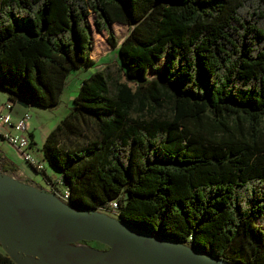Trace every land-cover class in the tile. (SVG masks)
<instances>
[{"label":"trees","instance_id":"trees-1","mask_svg":"<svg viewBox=\"0 0 264 264\" xmlns=\"http://www.w3.org/2000/svg\"><path fill=\"white\" fill-rule=\"evenodd\" d=\"M91 15L113 47L112 24L132 30L118 74L84 78L42 146L68 201H116L138 229L264 264V0H0L9 101L62 102L96 64ZM0 264H17L1 245Z\"/></svg>","mask_w":264,"mask_h":264},{"label":"water","instance_id":"water-1","mask_svg":"<svg viewBox=\"0 0 264 264\" xmlns=\"http://www.w3.org/2000/svg\"><path fill=\"white\" fill-rule=\"evenodd\" d=\"M17 104L26 109L30 105L22 99ZM14 198L22 201L21 207H15ZM79 216H84V221H79ZM115 231L121 233L123 252L113 242L111 235ZM47 232L58 240L47 239ZM148 238H156L160 244L152 246ZM91 240L107 242L111 250L102 252L86 246L99 255L77 256L74 253L73 248L79 247V241ZM0 245L17 264H61L58 262L61 257L71 260L69 264H78L79 260L84 264H115V259L130 260L133 264H167L180 252H184L193 264L205 261L233 264L187 243L138 229L123 218L96 209L74 207L44 187L20 180L6 171H0ZM38 247L52 248V252L42 255L36 252ZM53 252L55 255L49 257Z\"/></svg>","mask_w":264,"mask_h":264},{"label":"crops","instance_id":"crops-1","mask_svg":"<svg viewBox=\"0 0 264 264\" xmlns=\"http://www.w3.org/2000/svg\"><path fill=\"white\" fill-rule=\"evenodd\" d=\"M82 82L79 83V86L72 92L69 90V87L64 91V97L66 100L62 101L56 108H45L42 106L30 104L27 108L31 112L32 118L29 123L30 127V136L33 141V150L35 153L44 159L42 146L47 138V136L61 123L63 118L70 112L73 107V99L77 94V91ZM68 89V90H67ZM71 93V94H70ZM9 101V95L6 91L0 88V105ZM26 108L16 105L13 108V114L15 117L20 116ZM55 109V110H54ZM36 113V114H34ZM47 113H51V116H48ZM39 142H41L39 144ZM0 148L4 151L6 160H0V169L2 171H9L10 174L17 173L20 178L24 177L29 182L45 187L43 174L37 171L30 163L23 159L16 149L9 144V142L0 135ZM46 161V160H45ZM47 164V173L53 175L60 180V174L52 169L49 164ZM4 167H9L10 169L4 170ZM3 249V248H2Z\"/></svg>","mask_w":264,"mask_h":264},{"label":"rangeland","instance_id":"rangeland-1","mask_svg":"<svg viewBox=\"0 0 264 264\" xmlns=\"http://www.w3.org/2000/svg\"><path fill=\"white\" fill-rule=\"evenodd\" d=\"M90 21H91V25H92V34H93V48H92L91 54H92V58L95 60L96 64H95V66L93 68H91L89 70H83V71H79V72L78 71H73L71 73V75H70V77L68 79V85H67V88L69 87V90L71 92L73 90H75L77 88V86H79V83L82 82V80L84 78H86L87 76H89L94 71H97V70H108L111 78H114L118 74V70H119V66H120L119 47L121 46V44L123 43V41L127 38V36L130 34V32L132 30V27H130L129 25H123V24H119V23L112 24L111 28H112V31H113V33L115 35L116 42H117V46L116 47H113L110 44L109 40H108V32H106V31H103V32L96 31V29L94 27V24H93V15L90 16ZM66 98L67 97L66 96L64 97V95H63L62 96V101H65ZM34 114H36V113H34ZM47 115L48 116H51V113H47ZM40 143L41 142H39V144ZM11 146H13V145H11ZM16 151H18V150L16 149ZM0 171H2V170L0 169ZM7 173L10 174L9 171ZM12 173H13L12 175L14 177H16V178H18L20 180L29 182L28 180H26L25 177L23 179V178H20V176L17 175V173L16 174H14V172H12ZM40 173H42V172H40ZM45 173L49 177V181H46L44 179V183H45V187L44 188L46 190L50 191V189L52 188V186H57L59 188L60 187L61 188L64 187L60 183L59 178H57V177H55V176L50 175V174L47 173V167H46ZM108 208H109V210L106 211L105 213H108V214H110L112 216L118 217V211H116L113 208H111L110 205H108ZM259 222L264 226V217L262 219H260ZM52 240L53 241H56V238H52ZM78 244H79V247L78 248L80 250L81 249H84V250L90 249L88 247H91V248L100 250L102 252H104V251H110L111 250L109 244L107 242H104V241H101V240H91V241H82V242L79 241ZM86 246H88V247H86ZM79 249H77V250L79 251ZM50 250L52 252V248ZM24 256L29 257V254L24 253ZM37 258H39L40 262H42L41 257L37 256ZM58 262L61 263V264H69V263H72L71 260L66 259L65 257H61L60 260H58ZM83 262L84 261L79 260L77 263L78 264H81ZM73 264H75V263H73ZM119 264H121V263H119Z\"/></svg>","mask_w":264,"mask_h":264},{"label":"built area","instance_id":"built-area-1","mask_svg":"<svg viewBox=\"0 0 264 264\" xmlns=\"http://www.w3.org/2000/svg\"><path fill=\"white\" fill-rule=\"evenodd\" d=\"M15 106L11 101L0 105V135L18 150L24 160L30 163L37 171L44 173L47 167L46 161L42 157H39L33 150V141L30 136L29 123L32 114L25 109L20 116L15 117L13 114V108ZM56 187L52 186L50 192L57 194L63 200L69 202L68 189L65 187ZM109 205L114 210H119L116 201H112ZM108 210V205L99 209L101 212Z\"/></svg>","mask_w":264,"mask_h":264},{"label":"bare ground","instance_id":"bare-ground-1","mask_svg":"<svg viewBox=\"0 0 264 264\" xmlns=\"http://www.w3.org/2000/svg\"><path fill=\"white\" fill-rule=\"evenodd\" d=\"M12 202H14L15 207L16 206L21 207L20 205L22 204V201L19 198H14L12 200ZM84 218H85L84 216L77 217V219L79 221H84ZM49 222L53 223L52 221H49ZM111 236H112V239H113V242H114L115 246L118 248V250L120 252H123V241H122L121 233L119 231H115V232L112 233ZM46 238L47 239H50V238L52 239V238H56V237L54 235H52L51 232H47ZM57 240H58V238H56V241ZM147 241L152 246H157L158 244H160V241L158 239H156V238H148ZM73 249H74V253L77 256H80V255H83V254H87V255H89L91 257H95V256L99 255V252H96V251H94L92 249H88V250L87 249L86 250H84V249L80 250L79 248H73ZM77 249H79V251H81L83 253L79 252ZM36 252H39V253H41L43 255V253L45 254L46 252H51V250H49L48 248L44 249V248L38 247ZM49 255H50L49 257H52V256L55 255V253L53 252V253H50ZM112 259L114 260L113 256H112ZM114 261H115L114 262L115 264H119V263H121V264H133V262L130 261V260H120L119 261V260L115 259ZM46 264H47V262H46ZM167 264H193V263L186 256V254L184 252H180V253H178L176 255V257H174L173 259L169 260ZM204 264H215V263H212V262L210 263V261H205Z\"/></svg>","mask_w":264,"mask_h":264}]
</instances>
